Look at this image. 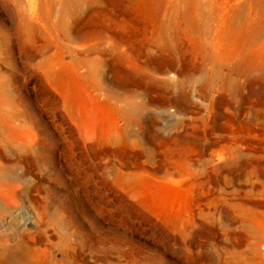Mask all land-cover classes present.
Segmentation results:
<instances>
[{
    "label": "rangeland",
    "instance_id": "obj_1",
    "mask_svg": "<svg viewBox=\"0 0 264 264\" xmlns=\"http://www.w3.org/2000/svg\"><path fill=\"white\" fill-rule=\"evenodd\" d=\"M168 11L204 12L207 49L264 62V37L247 39L255 0H0V257L21 246L18 264H181L193 222L201 252L264 264V75L196 90L188 110L163 114L147 96L133 119L109 92L141 83L136 56L170 54L152 45ZM189 17L175 50L196 68ZM166 62L156 75L179 78Z\"/></svg>",
    "mask_w": 264,
    "mask_h": 264
},
{
    "label": "bare ground",
    "instance_id": "obj_2",
    "mask_svg": "<svg viewBox=\"0 0 264 264\" xmlns=\"http://www.w3.org/2000/svg\"><path fill=\"white\" fill-rule=\"evenodd\" d=\"M162 15L164 18H168V19L161 20V25L159 26V29L157 30L154 36L155 41H153L154 43L153 44L151 43V44L159 48L164 43V45L168 47L170 54L167 53L168 55H166L164 51L160 50V54L156 55V57L154 58L152 57V55L148 56L147 51H145L142 55L141 54L138 55L137 53L138 56H136V58L134 59V62L136 63V66H137L136 69H138L139 71L138 73L142 74L141 76H143L141 83L135 82L137 81V79L136 80L134 79L135 80V81L133 80L134 82L128 79V81L125 80L120 83L123 87L122 90L109 87V92L111 96L116 97V99L117 98L121 99L122 101L125 100V103L127 106L126 109L129 110L130 112V113L128 112V116L130 117V119H133V117L135 116L142 117V115L145 113V110L146 109L148 110V107L151 109L150 105L146 103L145 101L147 99V96H149V103L150 102L156 103V104L159 103L164 106L163 108L164 111H162V113L164 114L167 112L168 107L171 105H176L178 109L180 110H186L190 104L192 105L190 98L196 90L200 91V93L206 94L207 92H205L206 91L205 89L213 90V92L216 90L224 89V85H229L234 81L237 82L239 80L237 78H241V77L251 78L257 74L264 75V62L263 61L254 59L255 61L251 60V64H249V67L247 66L248 68H245L246 66L244 67V63L246 62V60L244 59V57H242V55H245L246 53L241 55L238 50L236 51V54L235 53L233 54L234 56L226 55L225 57V56H219L218 54H216L215 49H213L214 52L207 49L209 42L211 40H214V37L212 38L211 36L212 31L207 23L208 15L205 14L204 12L198 11L192 15L191 14L189 15L187 13H182V12L168 11V12H164ZM248 15L251 16L252 18L251 21L252 23L256 24V27H255L254 35H253V31L247 33V39H250V41H252L253 39L261 40V38L264 37V0H255V13H250ZM189 16H192V20H191L192 25H194L195 28H197L195 29V31L197 32L196 34L199 36V39L201 42L200 45H201L202 50L204 51V57H205L204 60L206 61L205 62L203 60L201 66H198L196 68L192 66L190 63H188L189 61L188 62L184 61L183 58H181L179 55L178 57L176 55L177 51L175 50V45L178 39V35L182 33L180 31H183V27H181L182 24H184L185 22L183 20L187 19V17ZM186 22H189V21H186ZM234 24H235V21L234 19H232L231 25L229 23V28L234 29L232 28ZM175 26H177L178 28H175ZM215 38L217 37L215 36ZM206 41L208 43H206ZM251 46H253V44H250V47ZM243 51H245V49ZM228 54H231V53H228ZM165 62L168 63V67L170 69L176 70L180 74V77L178 76L179 78L171 79L170 77H167L166 75H164L165 77L164 76L162 77L161 75H160L161 77H159L156 75L157 65H161L162 63H165ZM96 63L98 65L103 64L102 61H97ZM97 70L99 71V68H97ZM113 70L116 71L117 73L118 71L119 73L122 72V70L119 68H115ZM120 76H122V74ZM124 78L126 79L125 76ZM121 80H122V77H121ZM152 83H155L157 87L161 90L158 92V96L152 95L154 92V88H155V87L154 88L151 87ZM155 91L157 90L155 89ZM140 97L142 98V101L138 102L137 98H140ZM225 101L227 102V100ZM225 101H224V104H225ZM232 105H229V106H232ZM130 114L133 116L132 118ZM159 115L161 114H158V113L155 114L153 112V114L149 117L148 120H150V123L148 124L149 127L147 129L149 135H154L156 133L155 132L156 129L154 126L157 123ZM236 222L234 221L233 224ZM192 224L193 222L183 223L182 233H181V255H182L181 264H229V261H224V259L218 256L212 249H208L204 252L200 251L201 247L198 244V242L195 240L189 239V231H190L189 229ZM238 226L239 225H237V227ZM242 229H243V226H242ZM23 253H26V252L21 250V246H15L13 248L9 246H5L3 250V255L2 257H0L1 258L0 263L1 264H18L21 262H25V256Z\"/></svg>",
    "mask_w": 264,
    "mask_h": 264
}]
</instances>
